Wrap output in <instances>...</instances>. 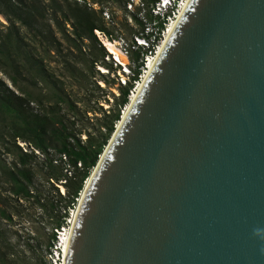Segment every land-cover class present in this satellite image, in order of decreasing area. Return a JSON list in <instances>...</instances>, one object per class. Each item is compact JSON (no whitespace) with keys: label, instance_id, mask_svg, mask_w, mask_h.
Returning a JSON list of instances; mask_svg holds the SVG:
<instances>
[{"label":"water","instance_id":"obj_1","mask_svg":"<svg viewBox=\"0 0 264 264\" xmlns=\"http://www.w3.org/2000/svg\"><path fill=\"white\" fill-rule=\"evenodd\" d=\"M111 137L63 264H264V0H188Z\"/></svg>","mask_w":264,"mask_h":264},{"label":"trees","instance_id":"obj_2","mask_svg":"<svg viewBox=\"0 0 264 264\" xmlns=\"http://www.w3.org/2000/svg\"><path fill=\"white\" fill-rule=\"evenodd\" d=\"M53 1L55 6L49 7L43 4V0H0V13L8 21V24L0 26V71L9 74L12 83L18 87L16 92L0 77V177H3V183L7 186L6 197L13 199L32 196V187L35 185L36 178L33 164L40 162V159L42 170L49 183L65 179L64 184L70 199L64 208V214L57 219V227H60L69 214L68 208L71 209L76 205V201L78 202L77 198L86 179L108 144L115 130L116 121L122 115L121 107L128 103L130 91L134 87L133 81L138 79V74L144 65V55L152 49L133 41L137 48L129 50V57L136 64L134 76L126 85L120 87L118 101L120 107L112 114L111 121L105 123V130L100 129L99 136L96 137L90 131L76 126L81 118L80 108L69 101L64 82L50 72L43 60L37 57L23 29H30L35 38L42 36L50 40L48 35L53 36V31L50 30L49 23L46 24L45 21L49 10L53 9L52 18L61 27L69 45L64 47L63 42L54 36L57 44L50 45L49 48L54 47L59 52L67 49L64 53L65 59L69 58L67 60L69 61L74 58L78 61L79 55L83 53L85 41L88 40L92 67L99 59H104L107 55L94 30H104L111 38H115V35L106 27L102 16L91 9L86 0L84 4H80L77 0ZM120 1L125 5L126 0ZM148 1L155 2V0ZM149 16L150 22H156L154 26L159 29L164 28L165 19L160 20L159 16L156 20L157 17L155 18L151 13ZM133 17L142 27L134 33V36L142 35L150 38L151 34L145 33V23L136 14ZM70 21L73 28L71 33L66 29V24ZM45 27L50 28V31L45 30ZM6 67H10L11 72L15 74L7 73ZM26 71L32 78L38 77L39 81H35L34 85L40 84L41 91L33 93L20 85L18 77ZM63 103H67L69 108L65 110ZM83 132L87 133L85 140L81 138ZM19 139L39 150L40 154L34 149L25 151L18 143ZM6 156H12L11 160L9 161ZM79 163H81L80 166ZM69 166L75 167L74 174ZM1 195L0 192V202H6ZM0 216L10 217L6 209L1 206ZM11 254L0 243V264H14L9 258Z\"/></svg>","mask_w":264,"mask_h":264},{"label":"rangeland","instance_id":"obj_3","mask_svg":"<svg viewBox=\"0 0 264 264\" xmlns=\"http://www.w3.org/2000/svg\"><path fill=\"white\" fill-rule=\"evenodd\" d=\"M77 1H79L80 4H84V0ZM86 1L91 9L102 16L106 27L114 33V39L119 41V43L117 42L118 47H120L121 43L130 50L132 45H134V33L142 28L133 17L135 13L127 10L124 2L120 0ZM144 2L145 12L147 13L146 21L150 23L148 26L154 27L156 22H150L151 17L149 16V13L152 11L151 8L153 3L148 0H144ZM43 4L49 5V7L55 6L53 0H43ZM135 9V12L140 10L138 6H136ZM51 13L53 14V9L49 10L45 21V23H49L48 25L51 27V29L45 27V30L48 31L50 29L53 31V36L46 34L48 38H51L50 40H46L42 38V36L35 38L30 32V29L24 28L23 30L27 34L30 47L34 49L37 57L43 60L50 72L64 82L65 92L68 95L69 101L74 102L77 107L80 108L82 112L81 118L77 121L76 126L90 131L94 136L98 137L100 133L99 130H105V123L111 121L112 114L120 107L118 106V101L120 100V87L123 85V77L129 82V78L132 77V74L127 75L123 70L120 72L119 67L113 61V57L108 55V53H110L109 50L101 42L100 43L107 51V55L104 59H99L94 67L91 66L92 57L89 54L88 46L90 41L88 40L85 41L83 53L79 55L80 59L75 61L73 58L69 60L70 64L69 61H67L69 58L66 60L64 54L67 49H65L64 52H59L54 47H52V49L49 48L50 45L57 44L54 40V36L63 42L64 47L69 45V42L63 36L61 27L52 18ZM0 15L4 18V20L0 19V26L8 24L5 16L1 13ZM156 20H158V17ZM146 23L145 26H147ZM66 29L69 33L73 32L71 21L66 24ZM163 38L164 37H162L161 40L158 38V41L160 40L159 44L162 42ZM110 42H114V40L112 39ZM49 49H51V51ZM135 67L136 64L131 61L130 70L134 72ZM101 68H103V70H101ZM6 69L7 73L15 74V72H11L10 67H6ZM0 77L18 92V87L12 83L9 74L0 71ZM18 79L20 85L25 90L33 93L41 91L40 84H38V86L34 85L35 81H39L38 77L34 76L32 78L28 71L22 76H19ZM62 106L65 110L69 108L67 103H63ZM124 107H121L122 111ZM122 113L123 112H121V114ZM69 115L72 116V114ZM81 138L83 140L87 139V133L83 132ZM6 157H8L10 161L12 156ZM40 162L33 164L36 171V178L35 185L32 187L33 194L31 197L19 199L7 198V191H5L7 186L3 183V177H0L1 197L6 199V202H0V206L6 209L7 214L10 216H0V243L12 253L9 255V258L14 264H49L47 252L50 249L52 240L55 238L57 219L64 214V208L70 199L67 187L64 184L66 180L63 179L58 182H53L52 184L49 183ZM66 167H68V165H66ZM69 167L74 174L76 171L75 167ZM69 176H71L70 173ZM75 207L76 205L71 209L68 208L69 214L66 216L63 225H65L66 221H68L67 219L71 217L72 209Z\"/></svg>","mask_w":264,"mask_h":264},{"label":"built area","instance_id":"obj_4","mask_svg":"<svg viewBox=\"0 0 264 264\" xmlns=\"http://www.w3.org/2000/svg\"><path fill=\"white\" fill-rule=\"evenodd\" d=\"M185 0H155L153 3V6L151 8V14L154 16H157L161 19H165L164 23V28L159 29V27L154 26L150 27L148 26L149 21H146L147 19V13L145 12V2L144 0H126L125 7L127 10L130 12L135 13L140 20L143 21V23H146L147 26H145V33L146 35H150V38H147L146 36H140V35H135V40L137 41L138 45H141L145 48L152 49L149 50L148 53L144 55V65L141 67V72L138 74V79L134 80V87L131 89L130 93L133 92V90L137 87L139 81L142 79V76L144 75L146 71V67L149 61V57L153 56V53H156L159 47V41L162 39V37L165 36V31L168 28V25L172 22L174 18L178 14H180V10L183 8ZM138 6L140 8L139 11L135 12L136 9L135 7ZM146 21V22H144ZM95 35L97 36L98 40L108 49V46H106V41H112L114 40V43L117 44L119 41L115 40L114 38H111L108 33H106L104 30L101 29H95L94 30ZM158 38L160 40L158 41ZM123 40V38H122ZM154 45V47L152 46ZM133 49H136L137 46L132 45ZM108 53L109 56L113 57L114 63L119 67L120 72L123 70V72L127 75H131L132 77L134 76V72L131 69V61L129 57V49L126 46H123L120 43V52L119 53H114L109 51ZM103 70V68H101ZM129 78V81L132 79ZM128 81L123 77L122 79V84L126 85ZM130 98V95H129ZM126 106V105H125ZM18 143L20 146L25 150L28 151L30 149H34L36 153L40 154L39 150L35 149L34 147H30V145L22 140H18ZM64 159H66V156H64ZM81 163H79L80 165ZM64 192V190H63ZM65 225H62L60 227L55 228V238L52 240V244L50 246V249L47 252V258L49 261V264H63L64 263V258L66 254V228L69 227L70 223L69 220L70 218L67 219ZM66 236V237H65Z\"/></svg>","mask_w":264,"mask_h":264},{"label":"bare ground","instance_id":"obj_5","mask_svg":"<svg viewBox=\"0 0 264 264\" xmlns=\"http://www.w3.org/2000/svg\"><path fill=\"white\" fill-rule=\"evenodd\" d=\"M187 2H188V0H185V1H184V5H183V8L180 10V14L182 13V11H183V9H184V7H185V5H186ZM180 14H178V15L176 16V18H174V19L172 20V22L168 25V28H167V30L165 31V36H164L162 42L159 44V48H158L157 52H156V53H153V56H152V57H149V61H148L147 67H146V71H145L144 75L142 76V79L139 81L137 87H136V88L133 90V92L130 94V98H129L130 100L128 101V103L126 104V106L123 108L122 116H121V118L117 121V125H116L115 130L117 129V127H118V125H119V123H120L122 117L124 116V114H125L127 108L129 107L130 103L132 102V100H133V98H134V96H135V94H136L138 88L140 87V85H141V83H142V81H143L145 75L147 74V72H148L149 69L151 68V66H152V64L154 63L155 59L157 58L159 52L161 51L162 47L164 46V44H165V42H166L168 36L170 35V33H171V31H172L174 25L176 24V22H177V20H178V18H179V16H180ZM0 19H3V20H4V18H3L1 15H0ZM112 43H113V44H112ZM106 46H108V50L111 51V52H114V53H119V52H120V47H118V45L115 44L114 42L106 41ZM114 132H115V131H114ZM111 138H112V137H111ZM111 138H110V140H111ZM107 145H108V144H107ZM107 145H106V146H107ZM102 154H103V153H102ZM102 154H101V156L99 157V159L103 156ZM95 168H96V165L92 168L90 175L88 176V178L86 179V181H85V183H84V187H83V189H82V191H81V193H80V195H79V197H78V202L76 203V207L72 209V215H71V217H70V221H69L70 225H69L68 228H66V231H67V232H66V235H67V237L65 236V237H66V240H65V242H66V248H65V250L67 249L68 239H69L70 231H71V228H72V224H73V221H74V217H75V214H76V210H77V207H78L79 200H80V198H81V196H82V193H83V191H84V189H85V186H86V184H87L89 178L91 177L93 171L95 170ZM63 190H64V187H63Z\"/></svg>","mask_w":264,"mask_h":264},{"label":"clouds","instance_id":"obj_6","mask_svg":"<svg viewBox=\"0 0 264 264\" xmlns=\"http://www.w3.org/2000/svg\"><path fill=\"white\" fill-rule=\"evenodd\" d=\"M72 214V213H71Z\"/></svg>","mask_w":264,"mask_h":264}]
</instances>
